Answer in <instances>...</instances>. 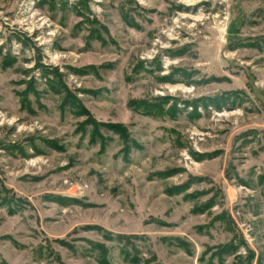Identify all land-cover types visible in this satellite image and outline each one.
Masks as SVG:
<instances>
[{"label":"rangeland","instance_id":"rangeland-1","mask_svg":"<svg viewBox=\"0 0 264 264\" xmlns=\"http://www.w3.org/2000/svg\"><path fill=\"white\" fill-rule=\"evenodd\" d=\"M0 264H264V0H0Z\"/></svg>","mask_w":264,"mask_h":264},{"label":"trees","instance_id":"trees-1","mask_svg":"<svg viewBox=\"0 0 264 264\" xmlns=\"http://www.w3.org/2000/svg\"><path fill=\"white\" fill-rule=\"evenodd\" d=\"M211 103H213V102H211Z\"/></svg>","mask_w":264,"mask_h":264}]
</instances>
